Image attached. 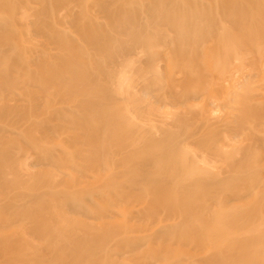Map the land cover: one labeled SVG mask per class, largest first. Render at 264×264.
Here are the masks:
<instances>
[{"label": "bare ground", "instance_id": "bare-ground-1", "mask_svg": "<svg viewBox=\"0 0 264 264\" xmlns=\"http://www.w3.org/2000/svg\"><path fill=\"white\" fill-rule=\"evenodd\" d=\"M135 1L0 0V16L11 15L0 25V264H264V0ZM92 5L105 7L104 24L88 17ZM123 14L129 39L113 25ZM27 20L37 21L32 38L20 33ZM232 74L256 78L235 91L224 83ZM64 77L69 88L60 90ZM211 89L239 95L223 100L214 142L195 134L205 111L187 105ZM124 99L136 101L126 105L138 116L186 105L162 117L195 131L182 140L162 121L158 137L168 139L154 160L155 128L129 123L132 108L116 105ZM137 129L134 145L125 137ZM124 134L118 141L128 142L113 144L136 151L117 156L121 165L107 150ZM202 194L218 196V208L204 195L208 204L194 209Z\"/></svg>", "mask_w": 264, "mask_h": 264}, {"label": "rangeland", "instance_id": "rangeland-1", "mask_svg": "<svg viewBox=\"0 0 264 264\" xmlns=\"http://www.w3.org/2000/svg\"><path fill=\"white\" fill-rule=\"evenodd\" d=\"M1 1H2V2L5 1V2L7 3V0H1ZM133 1H134V0H133ZM136 1H137V0H136ZM136 1H135L134 5H137L138 2H139V0H138V2H137V4H136ZM140 1H142V0H140ZM118 2H119V1H118ZM118 2H115V4H117ZM120 2H121V1H120ZM140 3H141V4H140ZM143 3H144L143 1H142V2H139L138 5L141 6V5H143ZM144 5H145V4H144ZM0 6H1V5H0ZM136 7H137V6H136ZM83 8H84V9H82V7H81V9H82L83 11H86V10H87V9L85 10V6H84ZM139 8H143V6H141V7H139ZM88 9H90V11L87 10V14H89L88 17H91V19H92V16L94 15V17H93L94 19H95V18H96V20L99 19V20H98L99 22H100V21H101V22L104 21V18H102V16H103V17L105 16V12H104V11H105V7H102V6H94V5H92V7L88 6ZM88 11H89V12H88ZM32 13H33V12H32ZM32 13L29 15V17H31V16L34 15V14H32ZM6 14H7V13H6ZM8 15H9V14L6 15L7 17L4 16V15H1V16H0V25H5V24H7V23H9V22L11 21V15H10V16H8ZM123 15H124V14H123ZM123 15H121L122 17L120 16V18L118 17L119 19H115V23H113V25H114L115 30L119 29L120 31L118 30V32H121V31L123 32V33L121 32V34H122L123 36H122L121 34H120L121 36H119L121 39H122V37H124V34L126 35L124 38H125V39H126V38L129 39L130 34L127 32L125 26H126V25L128 26V24L130 25V23L128 22V20H130L131 17L128 18V17H125V16H128V15H124V16H123ZM86 16H87V15H86ZM95 16H97L98 18L95 17ZM129 16H130V15H129ZM100 17H101L102 19H100ZM116 18H117V17H116ZM8 19H9V20H8ZM78 19L82 20V19H88V18H85L84 16L81 15V18H79V16H78ZM80 20H79V21H80ZM27 21H28V20H27ZM126 21H127V22H126ZM130 21H131V20H130ZM80 22H81V21H80ZM24 23H25V22H24ZM32 23L35 25V24L37 23V21H33V20H32V21L30 22V20H29L28 23H25V24L27 25V28H28L27 30H26V29H23L24 26H23V28L21 27L22 29L20 30V33H22L23 36H24V35H25V36H29V37L32 36V32H30L31 28L34 26ZM124 23H125L126 25H124ZM127 23H128V24H127ZM103 24H104V22H103ZM121 24H123V25H121ZM120 25H121L122 27H124L125 29L123 28V30H122V27H120ZM228 25H230V24H228ZM127 26H126V27H127ZM69 29H73V30H72V33H73L74 35H76V34L78 33V30H80L79 28L77 29L76 27H73V26H70ZM69 29H68V31H69ZM75 29H77V30H76L77 33H75V31H74ZM127 29H128V27H127ZM23 30H24V32H23ZM124 31H126L127 33H124ZM79 32H82V31H79ZM69 33H71V30L69 31ZM72 33H71V35H72ZM30 34H31V35H30ZM79 34H80V33H78V35H79ZM91 34H92V33H91ZM2 37L4 38L5 36H2ZM35 37L37 38L38 36H35ZM35 37H34V38H35ZM146 37H147V35H146ZM3 38H1V35H0V39H1V40H0V43L3 41ZM31 38H32V37H31ZM74 38H75V37H74ZM124 38H123V39H124ZM37 39H38V38H37ZM207 44L209 45V44H211V43L207 42ZM49 48H51L50 45H49ZM86 48L89 49V48H91V47H90V45H88V47L86 46ZM53 49L56 51V48H53ZM54 50H53V51H54ZM89 50H90L91 53H92L94 49L91 48V49H89ZM50 51H52V49H50ZM94 51L96 52V50H94ZM95 52H94L93 54H95ZM63 53H65V51H64ZM66 54L68 55V52H67V51H66ZM67 55H66V56H67ZM66 56H65V57H66ZM186 56L188 57L189 54H187ZM98 70H99V69H97V71H98ZM94 71H95V69H94ZM94 71H93V72H94ZM95 73L97 74V72H95ZM96 74H95V75H96ZM178 74H179V73H178ZM178 74L176 73V75H175L176 78H177V77H180V75H178ZM241 75H242V74H240V75H239V74H237V75H236V74H232L231 77H230V75H229V76H228V77H229L228 79L232 80L233 83H231V82H229V80H227L226 82L224 81L225 85L228 86L229 84H230V85L232 84V85H233V89H232V90L239 91V90L241 89V87H242V83H243V84H244L245 82H247L248 84L253 83L251 79H253V81H254V80H255L254 78H256V77H254V78H252V77H248L247 74L242 75V77H241ZM232 76H233V77H232ZM234 76H235V77H234ZM238 76H239V77H238ZM243 77H244L246 80H245ZM246 77H247V78H246ZM0 78H1V77H0ZM241 78H242L243 80H239V79H241ZM250 78H251V79H250ZM177 79H179V78H177ZM237 79H238V81H237ZM1 80H2V78L0 79V81H1ZM61 80H62V79H61ZM63 81H65V77H64V80L61 81V85H60V86H63V85L66 86V85H67L66 81H65V82H63ZM68 81H69V80H68ZM68 81H67V82H68ZM62 82H63V84H62ZM234 82H235V83H234ZM68 83H71V82L69 81ZM124 83H125V82H123L122 84H120L121 87H120V85H118L117 87H118V88H119V87L122 88V87L125 85ZM236 83H237V84H236ZM76 84H77V83H75V86H76ZM191 84H192V83H191ZM191 84H190V83H189V84L186 83V87H188V85H190L188 88H193V87H194V89H195L197 85L195 86V84H194V85H193V84L191 85ZM122 85H123V86H122ZM129 85H131V84H129ZM232 85H231V86H228V87H229V88H230V87L232 88ZM234 85H235V87H234ZM78 86H79V85H78ZM192 86H193V87H192ZM237 86L240 87V88H237ZM70 87H71V86H70ZM72 87H73V85H72ZM111 87H112V86H111ZM113 87H114V85H113ZM129 87H130V86H129ZM197 87H198V86H197ZM199 87H200V86H199ZM199 87H198L197 89H199ZM215 87H216V89H218V85H215ZM59 88H60V87H59ZM62 88H63V89H60V90H64V89H66V88L68 89V88H69V85H68V87L66 86V87H62ZM234 88H235V89H234ZM33 89L36 90L35 88H33ZM135 89H136V90H135ZM216 89H215V90L211 89L212 91H211V90L208 91V92H210V93H208L209 95L212 94V95H210V96H208V94H206V95H207V96H206L205 93H204V95L202 94L203 96H201V94H200V97L198 96L199 98L196 97V99H195V98H194V99H190V100L188 101L189 103H187V105H188V104H190V105H193V104H194L195 106L198 105V106L200 107V108L198 107V110H199V109H201L202 111L204 110L205 113H206V114H205V113L203 112V113L205 114V117L209 118V120H206L207 118L204 117V119L207 121V123H206V122H203V123L208 124V122H209V124H208L207 126H206V124H204V126L202 127V125H203V123H202L201 126L198 127V128H199V132H198V131L195 132V134H197V133H201V134H202V133H203V134H204V135H203L204 137H202V138H206V139H203V140H205V141H207V138H208L207 136H209L208 141H209V140L212 141V142L216 141L215 138H217L216 136H218V133H217V132H218V121H220L223 117L225 118V114H226V116H227V113H228V112H227V110H225V109H227V107H225V109H224L223 106H222V102H223V100H224V102H225V103H223V105H226V101H227V100H229L230 98H231V100H232V98H233V101H235L234 99L237 100V97L239 96V95H238V96L235 95L234 97H232L233 95L231 96V94H230V92H232L231 89H229V91L227 90V92H226V95H227V96H226L225 93H224L225 91H224V92H222L223 90H222V91H219V92H220V94H219L218 90L216 91ZM227 89H228V88H227ZM102 90H105V89H104V88L100 89V90H99V92H100L99 94H101V91H102ZM130 90H131V92H132L133 94H134V91H135V94H136V93L138 94V92H137V90H138V86H137L136 84H133V85L131 86ZM215 91H216L217 94L215 93ZM94 93H95V91H94ZM94 93H91L92 96H94V95H93ZM105 93H110V92H109V91H106ZM206 93H207V92H206ZM91 94H90V96H91ZM96 94H97V92H96ZM99 94H97V95H99ZM137 94H136V95H137ZM213 94H214V95H213ZM228 94H229V96H228ZM136 95H133V96H131L132 98H131V97H130V98L133 99ZM219 95H220V96H219ZM204 96H206V98H205ZM216 96H217V98H216ZM236 96H237V97H236ZM136 97H137V96H136ZM203 97H204V99H203ZM208 97H209V100L207 99ZM210 97H211V98L213 97V98L211 99ZM228 97H229V98H228ZM241 97H242V96H241ZM74 98H76V97H74ZM74 98H72V99H74ZM223 98H224V99H223ZM202 99H203V100H202ZM210 99H211V100H210ZM214 99H215V100H214ZM217 99H218V100H217ZM238 99H239V98H238ZM74 100H76V99H74ZM194 100H195V102H194ZM213 100H214L215 102H216V101H217V102L215 103ZM231 100H229V101H231ZM242 100H243V102H244L245 97H243ZM242 100H240V102H239V101H236V102H239V104H240ZM124 101H125V104H124ZM124 101L121 102V103L119 102V103H117L116 105H117V106H120L121 108H124V107L127 108V107H128V109H131V108L133 109V111H132V109H131V110L128 111V113H127L128 116H129V119L131 120V121H128V122L130 123V122L133 121L131 124H135V125H138V124H139L138 127H140V126L143 124L142 127L146 130V128H147L146 121H147V124H148V128H147V130H149V131L152 132V130L155 128V130H153V133H154L155 135H157V137L159 136L158 134L161 133V132L158 131V128L161 129V126L164 125V123H165V127H164V129H165L166 126H167L168 129H170V128L173 129L172 133H174V129L177 128L179 125L177 124V127H176V125H175L176 122L174 123L173 116H172V117L170 116L171 113L173 112V115H177L178 113H181L182 111L185 112V110L187 109V108H186V107H187L186 105H184V106H180V107H179V108L183 107V109H182V108L179 109L178 107H176V109H175V108H174L175 106H171V105L166 104V103H163V104L161 103V104H157V106H156V110H155V112H154V113H156V114H154L153 117H150V116H152V114H151V115L149 114L150 116H148L147 113H145L147 116H145V115H143V116H138V115H136L137 113H136V111H135V107H131V108H129L130 106H134V104L136 103V101H134V100H130V99H128V100H127V99H124ZM126 101H127V102H126ZM129 101H130V106H129V104L126 105L127 103H129ZM201 101H202V102H201ZM203 101H204V102H203ZM229 101H227V102L229 103ZM133 102H134V103H133ZM206 102H207V104H206ZM220 102H221V104H219ZM131 103H132V104H131ZM192 103H193V104H192ZM119 104H120V105H119ZM121 104H124V105L121 106ZM199 104H200V105H199ZM205 104H206V105H205ZM218 104H219V105H218ZM220 105H221V106H220ZM161 107H163V108H161ZM171 107H172V108H171ZM191 107L195 108L194 106H191ZM206 107H207V108H206ZM221 107H222L224 110L221 109ZM115 108H116V107H115ZM115 108H114V109H115ZM126 108H124V109H126ZM160 108H161V109H160ZM202 108H203V109H202ZM208 108H209V109H208ZM218 108H219V110H218ZM114 109H113V110H114ZM128 109H126V110H128ZM174 109H175V110H174ZM177 109L179 110V112H178ZM184 109H185V110H184ZM195 109H197V107H196ZM220 109H221V110H220ZM160 110H162V111H160ZM169 110H170V111H169ZM171 110H173V111H171ZM207 110H208V111H207ZM134 111H135V114H134ZM167 111L169 112V114H170L169 116L171 117V119H173L172 121H170V118H169L168 116H164V118L162 117V115H163L162 113L167 112ZM174 111H176V112H174ZM216 111H217V112H216ZM129 112H133V113H129ZM168 112H167V114H168ZM170 112H171V113H170ZM224 112H227V113H224ZM175 113H177V114H175ZM207 113H208V114H207ZM214 113H215V114H214ZM110 114H112V112H111ZM110 114H107L106 117H107V118H110V117H111ZM129 114H130V115H129ZM158 114H160L161 116L158 115ZM204 114H203V115H204ZM211 114H212V115H211ZM223 114H224V115H223ZM132 115H133V116H132ZM135 115L138 116V117L140 118V120H137V117H136ZM156 115H157V116H156ZM27 116H28V115H27ZM27 116H26V117H27ZM85 116H86V114H85ZM112 116H113V115H112ZM131 116H132V117H131ZM155 116H156V117H155ZM211 116H212V117H211ZM215 116H216V117H215ZM222 116H223V117H222ZM26 117H25V115L23 116L24 119H25ZM144 117H146V118H144ZM158 117H161V118H158ZM214 117H215V118H214ZM218 117H220V118H218ZM221 117H222V118H221ZM23 118H22V119H23ZM133 118H135L136 121H134L135 119H133ZM139 118H138V119H139ZM150 118H152V120H151ZM157 118H158V119H157ZM166 118H167V119H166ZM24 119H23V122H25ZM26 119H27V118H26ZM218 119H219V120H218ZM104 120H105V119H103V123H104ZM106 120H107V119H106ZM106 120H105V122H106ZM108 120H109V119H108ZM110 120H111V118H110ZM142 120L144 121L143 123H142ZM155 120H157V121H155ZM210 120H211V121H210ZM217 120H218V121H217ZM222 120H223V119H222ZM137 121H140V123H142V124H140V123L137 122ZM154 121H155V122H154ZM158 121H159V122H158ZM162 121H163L164 123H163ZM203 121H204V120H203ZM109 122H110V121H107V123H109ZM136 122H137V123H136ZM160 122H161V123H160ZM166 122H167V123H166ZM213 122H214V123H213ZM100 123H101V122H100ZM100 123H98V124H100ZM103 123H101V124H103ZM112 123H113V122H112ZM150 123H151V124H150ZM169 123H170V124H169ZM105 124H106V123H105ZM144 124H145L146 126H145ZM168 124H169V125H168ZM173 124L175 125V127L173 126ZM127 125H128V126H131V125H129L128 123H127ZM150 125H151V126H150ZM152 125H154V127H153ZM100 126H101V125H100ZM189 126H190V125H187V126H186L187 129H186V127H178V129L180 128V129H179L180 132L177 131L176 134L178 135V132H179L180 134H181V132H182V135L179 134L181 137H182V136L184 137V138L182 137V140H184L186 137H188L187 135L190 134V132L192 133L193 131H195V129L193 130V128H191L192 126H190V128H188ZM209 126H210V127H209ZM149 127H153V128H151V130H150ZM173 127H174V128H173ZM204 127H205V128H204ZM206 127H207V129H206ZM208 127H209V128H211V127H212V128L216 127L217 130L214 129V130H215V132H214V130L212 131V128H211V130H210ZM162 128H163V127H162ZM202 128H204V131L200 130V129H202ZM92 129H93V128H92ZM92 129H91V130H92ZM138 129H140V128H138ZM138 129H137V131H138L139 133L142 132V133L140 134V136H139V133H137V131H136V133H137L138 135L136 136V134L133 133L132 135H134V137H131V138H129V136H128V137H125V136H127V135H125V134H124L123 136L118 135L117 137L114 138V140H113L112 143H109V145L111 144V145L115 146V147L112 146V148H116V147H117V150H118V152H117L116 149H113L114 151H116V152L113 153L114 156L116 155L115 158H113L114 156L112 155V152H113L112 149H111V151H110V150H107V153H108V152H111V155H110V156H108L109 154L107 155V157L109 158V160H110V157H111L112 161H113V159H115V161H117V162H116L117 164H121L120 162H121L122 160H121L120 158H122V159L124 158L122 162H125V159H127V154H128V156H129L130 151L132 152V150H135L134 145H136V144L138 145V141H136L135 139L138 140V139H141V138H142L141 135L143 134L144 131H141V130H138ZM156 129H157V130H156ZM205 129H206V130H205ZM91 130H90V132H91ZM93 130H94V129H93ZM93 130H92V131H93ZM166 130H167V129H166ZM175 130H176V129H175ZM181 130H182V131H181ZM192 130H193V131H192ZM154 131H156V132L158 131V133L156 134V132H154ZM167 131H168V130H167ZM170 131H171V130H170ZM170 131H168V132H170ZM185 131H186V132H185ZM200 131H202V132H200ZM206 131H207V132H210V133L205 134ZM211 131H212V133H211ZM88 132H89V131H88ZM88 132H87V133H88ZM151 132H150V133H151ZM184 132L187 133V134L185 135ZM93 133H95V132L93 131ZM93 133H92V135H93ZM153 133H151V134H153ZM162 133H163V132H162ZM162 133H161V134H162ZM161 134H160V136H161ZM174 134H175V133H174ZM176 134H175V135H176ZM212 134H215V136L212 135ZM89 135H91V134L89 133ZM94 135H95V134H94ZM179 135H178V137H179ZM184 135H185V136H184ZM197 135L199 136L200 134H197ZM210 135H212V137L214 136L213 138H214L215 140L212 139V137H211ZM130 136H131V135H130ZM135 136H136V137L139 136V138H135ZM153 136H154V135H153ZM200 136H201V135H200ZM120 137H122L123 139H124V137H125V138H127L128 141H130V139H132V140L130 141V142H132V144H133V142H134V140H135L137 143H136V142L134 143V145H133V148H134V149L132 148V146H130V145H126L127 147L129 146V147L132 148V150H130L131 148H129V149L127 148L126 151L129 152V153H127L126 151H124V150H125V146H124V148L122 147V148L119 149L118 146H116L115 144H113L114 141L116 140V142H117V141L120 139ZM143 137H144V135H143ZM154 137L156 138V136H154ZM172 137H173V136H172ZM172 137H169V139H171ZM161 138H162V137H161ZM161 138H160V139H161ZM166 138H167V137H164V136H163L162 140L164 139V141H165V140L168 139V138H167V139H166ZM173 138H175V136H174ZM123 139L120 140V141H118V142L121 143V142H124V141L126 140V139H125V140L123 141ZM133 139H134V140H133ZM158 139H159V137H158ZM160 139H159V141H160ZM211 139H212V140H211ZM217 139H218V138H217ZM127 140H126V141H127ZM156 140H157V139H156ZM178 140H181V138H180V139L178 138ZM128 141H127V142H128ZM160 142H161V141H160ZM162 142H163V141H162ZM162 142H161V143L158 142V143H159V144L157 143L158 145L155 143V145H157V146H159V145L161 144V145H160L161 147H157V148H156L155 145L153 146L154 149L156 148V152L159 151V150L162 151V149H160V148H162V146L164 147V144H165V142H164V144H162ZM167 143H168V142H167ZM167 143H166V144H167ZM116 144H118V143H116ZM132 144H131V145H132ZM89 145H90V144H89ZM106 145H107V144H106ZM139 145L141 146V144H139ZM187 145H189V144H187ZM140 146H135L136 149H137V147H138V149H137V153H136V154H137V157H138V155H139L140 157H141V156L144 157V155L146 156L147 153H144V155H143L142 153L144 152V150H142V147H140ZM108 147H109L108 149H110V146H108ZM151 147H152V146H151ZM186 147L189 148V155H190L191 157H195V158H197V160L203 162V155H202V152H201L202 150H200V154H199V151H198V150L200 149L199 147H195V146H192V145H189V146H186ZM106 148H107V146H106ZM139 148H141V149H139ZM188 148H187V149H188ZM190 148H191V149H190ZM198 148H199V149H198ZM121 149H123V150H121ZM158 149H159V150H158ZM138 150H140V153H141V151H142V153H141L142 155H140V154L138 153ZM121 151H122V152L124 151V152L126 153V155H125L124 152L122 153ZM135 151H136V150H135ZM161 151H160V153H161ZM156 152H155V150L153 151L152 148L148 150V153H150V154H149L150 156H151V154H153V153H155V154H158V153H159V152H157V153H156ZM115 153H119V154L117 155V154H115ZM120 153H121V154H120ZM160 153H159L158 155H160ZM122 154H123V155H122ZM121 155H122V156H121ZM149 155L147 154V156H149ZM198 155H199V157H198ZM201 155H202V156H201ZM117 156H119L120 158L117 157ZM123 156H124V157H123ZM147 156H146V158H147ZM150 156H149V157H150ZM152 156H154V157H153L154 160H157V159H155V158H156V157H159V156H155L154 154H153ZM107 157H106V159H107ZM140 157H139V158H140ZM142 157H141V158H142ZM149 157H148V158H149ZM118 159H120L121 161L118 160ZM148 160H149V159H148ZM152 160H153V159H152ZM154 160H153V161H154ZM119 161H120V162H119ZM150 161H151V159H150ZM163 161H164V160H162V162H163ZM208 161H209V160H208ZM110 162H111V161H110ZM151 162H152V161H151ZM108 163H109V162H108ZM208 163H213V162L209 161ZM126 164H127V161H126ZM126 164L124 163V166H126L127 168H129V166H130V165H129V160H128V164H127V165H129V166H127ZM202 164H203V163H202ZM213 164H216V165H215L216 167L213 168V170H214L213 172H215V170L218 171V166H217L218 163H213ZM121 165H122V164H121ZM121 167H123V166H121ZM126 167H123L122 169L125 170ZM125 171H127V170H125ZM129 172H130V171H127V174H125V172H124V174L122 173V174H123V177H121V180H122L123 182H125V183H127L128 181L130 182V181L132 180L131 178H133V177H130V176H132V173H131L130 175H128ZM215 173H217V172H215ZM152 175H154V174H152ZM157 175H159V173H158ZM155 176H156V173H155ZM128 179H129V180H128ZM126 180H127V182H126ZM204 195H205V198H206V197H207V199L210 198V199H211V202L208 201L207 199H205L204 197H203L204 199H203V198L200 199V197H201V196H204ZM217 195H218V193H217ZM199 196H200V197H199ZM217 197H218V196H216V198H215V197L211 198V195H210V194H202V195H198V197L196 196V198H198V199L193 198L194 200H195V199H196V200H195V201L192 200V202H194V203H198V204H192V203H191V206H192V207L196 206V207H194V209H195V208H197V209L201 208V209H202L203 207H201V205L203 204V202H202V199H203V201L205 200V202H206V200H207V202H209V205H208L207 207H209L210 204H211L210 207L212 208V207L214 206V204L217 203V200H218ZM214 198H215V199H214ZM213 199L216 200V201H214ZM198 200L201 201L200 204H199V201H198ZM212 200L214 201V204L212 203V202H213ZM205 202H204V206L206 205ZM207 202H206V203H207ZM207 204H208V203H207ZM217 204H218V203H217ZM197 205H198V207H197ZM199 205H200V207H199ZM202 206H203V205H202ZM214 207L218 208L217 205H215ZM214 207H213L212 209H214ZM198 230H199V229H197V231H198ZM197 231H195V232H197ZM200 232H201V231L199 230V232H198L199 234L197 233V235H196V234H195V235H196V236H198V235L200 236ZM193 234H194V232H193ZM191 236H192V238H193L194 235H191ZM197 238H198V237H197Z\"/></svg>", "mask_w": 264, "mask_h": 264}]
</instances>
